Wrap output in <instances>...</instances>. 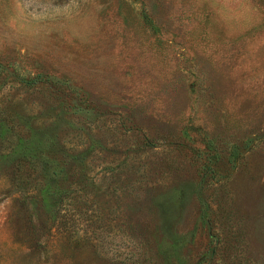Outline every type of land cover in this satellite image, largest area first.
<instances>
[{
    "label": "rangeland",
    "instance_id": "374dc122",
    "mask_svg": "<svg viewBox=\"0 0 264 264\" xmlns=\"http://www.w3.org/2000/svg\"><path fill=\"white\" fill-rule=\"evenodd\" d=\"M2 120L0 264H264V0H0Z\"/></svg>",
    "mask_w": 264,
    "mask_h": 264
},
{
    "label": "trees",
    "instance_id": "16d2710c",
    "mask_svg": "<svg viewBox=\"0 0 264 264\" xmlns=\"http://www.w3.org/2000/svg\"><path fill=\"white\" fill-rule=\"evenodd\" d=\"M0 128L1 131L3 132L4 136L2 137L1 141L5 142L6 144H12L14 143V147L17 149V155L21 158H26L28 153L25 152L27 149L26 147H29L28 149L32 148V145L30 142L26 141L27 139H24L22 135L18 133H13L11 126L8 124L6 120L0 121ZM14 138V140L10 141L9 138ZM45 169V168H44ZM55 172H52V177L49 182H44L45 185L43 184V187L40 183L39 185V193L44 198H50V197H58V198H63L64 193L66 192L65 190H62L61 188L58 187L56 183L55 177Z\"/></svg>",
    "mask_w": 264,
    "mask_h": 264
}]
</instances>
